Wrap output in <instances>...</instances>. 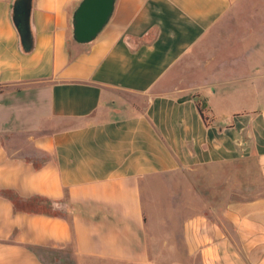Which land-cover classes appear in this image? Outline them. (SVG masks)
Instances as JSON below:
<instances>
[{
    "label": "crops",
    "instance_id": "crops-1",
    "mask_svg": "<svg viewBox=\"0 0 264 264\" xmlns=\"http://www.w3.org/2000/svg\"><path fill=\"white\" fill-rule=\"evenodd\" d=\"M80 1L32 0L25 51L0 0V264H264V84L219 75L247 0H115L87 42ZM209 39L208 82L183 83Z\"/></svg>",
    "mask_w": 264,
    "mask_h": 264
},
{
    "label": "rangeland",
    "instance_id": "rangeland-1",
    "mask_svg": "<svg viewBox=\"0 0 264 264\" xmlns=\"http://www.w3.org/2000/svg\"><path fill=\"white\" fill-rule=\"evenodd\" d=\"M255 7L258 9H255ZM234 9L240 13H237V16L231 19L224 18L221 31L225 32L223 41H226L227 44L221 46L218 53L220 55L224 53L223 55H225L227 46L230 47L232 51L230 55L235 57V62L233 66L229 67V70L223 69L225 64L221 65L219 75L228 76L229 74L238 80L242 74H246L252 78L256 74H260V81L264 84V0H247L245 4L236 3ZM249 27H252L253 31L251 33L245 32ZM212 51L210 39L192 51V55L188 57V63L181 70L185 79H183V83L202 82L203 80L206 81L209 79L212 66L215 67L216 64L208 60ZM250 90L248 88L247 91L242 93L235 91V96L229 99L219 100L220 105L227 106L231 109L234 105L238 106V102L240 101L246 104V101L249 99L247 93ZM262 104H264V101ZM34 113V110H29L28 112L22 111V117L25 118L24 121L27 122L26 118L35 115ZM168 257L166 255L159 257V261H170L171 259Z\"/></svg>",
    "mask_w": 264,
    "mask_h": 264
},
{
    "label": "water",
    "instance_id": "water-1",
    "mask_svg": "<svg viewBox=\"0 0 264 264\" xmlns=\"http://www.w3.org/2000/svg\"><path fill=\"white\" fill-rule=\"evenodd\" d=\"M115 0H81L73 14V34L77 41H91L108 22ZM32 0H15L13 19L22 39L29 37Z\"/></svg>",
    "mask_w": 264,
    "mask_h": 264
},
{
    "label": "trees",
    "instance_id": "trees-1",
    "mask_svg": "<svg viewBox=\"0 0 264 264\" xmlns=\"http://www.w3.org/2000/svg\"><path fill=\"white\" fill-rule=\"evenodd\" d=\"M75 9H74V11H75ZM73 24H74V20H73ZM20 36H21V33H20ZM73 37H74V34H73ZM74 39H75V37H74ZM21 40H22V48L25 51H31L33 49V46H34V33H33V30H32V27H31V22H30V31H29V37H28V39L23 40L22 39V36H21ZM189 96L196 98V101H197L199 110H200V112H201V114H202L205 122L207 124H212V121L210 119V115H209V113L207 111V108H206V105H207L206 104V99L204 97H201L200 94H198V93H193V94L187 95V97H189Z\"/></svg>",
    "mask_w": 264,
    "mask_h": 264
}]
</instances>
